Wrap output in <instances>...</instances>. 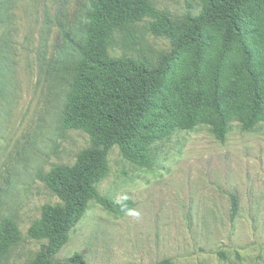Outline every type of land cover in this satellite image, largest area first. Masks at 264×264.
<instances>
[{"label": "rangeland", "instance_id": "rangeland-1", "mask_svg": "<svg viewBox=\"0 0 264 264\" xmlns=\"http://www.w3.org/2000/svg\"><path fill=\"white\" fill-rule=\"evenodd\" d=\"M150 1L174 15L195 14L203 5ZM88 2L0 0V221L13 219L21 234L0 255V264L34 257L44 240L27 230L43 205L59 203L41 176L72 164L90 145L85 131L60 123ZM148 20L116 31L109 55L155 61L168 50L167 39L148 31ZM224 30V21L208 25L200 43L178 53L152 96L133 141L149 140L150 165L111 148L97 189L133 205L115 213L90 201L54 255L56 264L75 253L85 264H151L163 258L173 264H264V0L244 7L226 47ZM255 91L260 112L247 127ZM195 98V124L188 128L186 114ZM213 100L227 120L223 140L213 130ZM231 193L238 203L233 217Z\"/></svg>", "mask_w": 264, "mask_h": 264}, {"label": "trees", "instance_id": "trees-1", "mask_svg": "<svg viewBox=\"0 0 264 264\" xmlns=\"http://www.w3.org/2000/svg\"><path fill=\"white\" fill-rule=\"evenodd\" d=\"M202 8L195 14L174 15L166 9L156 8L150 0H89L82 17L81 39L77 55L71 59L72 81L66 95L61 126L81 129L90 137V145L82 149L70 165H58L42 174L41 180L59 199L58 204H45L41 216L27 230L28 235L44 240L34 257L23 264H56L54 255L67 242L70 230L77 224L90 201L104 209L123 213L133 202H118L99 193L97 183L107 170V158L113 146L122 156L133 162L149 166V140L134 136L144 114L151 106V98L161 87L169 73L170 64L185 47L201 42L205 28L211 23L224 21L223 45L240 26L245 6L253 0H202ZM149 18L148 31L168 40V50L155 61L134 57L115 58L109 55L107 44L114 33L131 24ZM65 39L75 44L72 33ZM226 47V46H225ZM246 126L258 121L260 99L255 91ZM197 99L187 111L185 126L195 124ZM211 107L217 116L213 130L223 140L227 120L218 102ZM231 217L238 210L237 197L230 194ZM21 239L20 230L11 218L0 221V255ZM59 264H85L79 253ZM151 264H173L163 258Z\"/></svg>", "mask_w": 264, "mask_h": 264}]
</instances>
